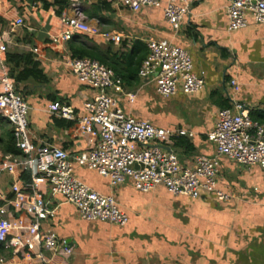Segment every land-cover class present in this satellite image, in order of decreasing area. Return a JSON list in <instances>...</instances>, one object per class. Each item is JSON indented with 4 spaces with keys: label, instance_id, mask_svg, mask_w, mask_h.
Wrapping results in <instances>:
<instances>
[{
    "label": "crops",
    "instance_id": "crops-1",
    "mask_svg": "<svg viewBox=\"0 0 264 264\" xmlns=\"http://www.w3.org/2000/svg\"><path fill=\"white\" fill-rule=\"evenodd\" d=\"M79 1L90 25L120 36L121 42L77 35L63 43L55 0H4L0 29L7 31L11 43L6 62L10 74L13 70L22 77L20 81L12 78L30 106L35 144L59 147L72 158L91 147V138L78 134L77 123L48 111L50 104L59 101L71 105L79 118L86 116L84 103L94 92L66 65L67 58H77L73 46L98 49L106 65L122 79L125 91L135 94L134 103L125 96L119 98L120 107L134 119L194 134L177 139L174 145L184 166H192L199 155H215L208 134L216 127L219 111L229 108L232 100L251 108V117L264 124V25L249 16L248 28L229 32L228 0H196L179 33L165 20L168 0H161V7H145L138 13L117 6L114 0ZM46 5L50 8L45 9ZM19 19L22 26L15 23ZM151 40H167L187 50L195 73L204 74L205 88L196 95H186L179 86L176 96L164 99L158 95L154 80L144 82L139 75L130 79L141 49L149 54ZM8 55L14 60L20 58L19 69ZM233 79L240 92L234 95L230 89L227 95ZM0 125L12 130L7 122L0 120ZM0 138H6L2 130ZM9 154L0 155V161ZM221 167L218 189L231 195L228 202L206 193L199 199L176 197L164 186L148 194L131 184L113 188L96 172L75 166V174L83 183L115 197L128 214L129 224L119 228L83 221L73 205L62 204L58 198L55 218L43 227L71 246L73 254L68 259L45 255L53 264H264V172L227 158L222 159ZM9 185L10 178L6 177L0 189L8 192ZM0 205H4L2 200ZM0 250L9 264H25L4 245Z\"/></svg>",
    "mask_w": 264,
    "mask_h": 264
},
{
    "label": "built area",
    "instance_id": "built-area-1",
    "mask_svg": "<svg viewBox=\"0 0 264 264\" xmlns=\"http://www.w3.org/2000/svg\"><path fill=\"white\" fill-rule=\"evenodd\" d=\"M116 5L134 13L145 7H161V0H114ZM196 0H168L165 20L175 33L185 28ZM229 32L248 28L249 16L256 24L264 25V0H228ZM5 8L0 0V16ZM63 32L60 40L68 43L77 35L100 37L120 43V36L102 32L87 22L79 0H71L60 16ZM17 26L23 20H16ZM11 43L7 31L0 29V120L12 126L16 149L20 155L9 154L0 161V183L9 177L8 192L0 189V246L11 250L25 264H53V258L68 259L73 249L61 242L44 223L55 218V200L73 205L86 222H100L119 228L129 224V216L121 210L112 195L101 194L77 178L75 166L96 172L118 188L131 184L148 194L164 186L173 196L199 199L213 194L220 202L231 195L218 189L223 158L243 167H258L264 172V124L251 117V108L232 100L229 108L218 113L215 129L208 140L215 147L214 156L199 155L192 166H184L174 145L177 139L194 134L185 130L156 127L150 121L136 120L119 105L125 96L134 103L135 94L127 93L123 81L115 72L90 58H67L70 73L94 95L84 103L86 116L79 118L69 104L54 102L50 114L77 123L80 136L91 138L89 150L72 158L56 146L35 144L30 130V106L16 87L10 74L6 55ZM149 54L139 71L146 82L154 80L157 93L164 99L177 95L179 86L186 95L200 93L206 85L204 74L195 73L194 63L187 50L167 40L148 42ZM38 53V50H34ZM160 70V72H158ZM238 94L236 79L229 83L227 95ZM28 175L30 180L23 181ZM25 252L22 257L21 254ZM0 264H9L0 255Z\"/></svg>",
    "mask_w": 264,
    "mask_h": 264
},
{
    "label": "trees",
    "instance_id": "trees-1",
    "mask_svg": "<svg viewBox=\"0 0 264 264\" xmlns=\"http://www.w3.org/2000/svg\"><path fill=\"white\" fill-rule=\"evenodd\" d=\"M70 2H71V0H55L54 7H55V10H56V14L61 16L62 12L66 8L69 7ZM49 8H50V6H48V5L45 6V9H49ZM72 51H73V56L74 57L94 59V60L99 61L103 65L107 66L106 63H105V60L101 57L98 49L84 48L83 46H79V47H74L73 46L72 47ZM141 55H142L141 57L139 56L138 64L136 63V71L132 75V77H130V79H133L137 75H139V70H140L144 60L147 58L148 52H145L143 49H141ZM7 57H8L9 60H12L16 64V68L19 69V67H20V58L17 57V58H15L16 60H14L11 55H8ZM35 68H36V66L33 65V69H35ZM11 75L17 81L18 80L20 81L22 79L21 76H16L14 74L13 70L11 71ZM0 130L4 131V133L6 134V138L5 139L4 138H0V151H1L0 155H3L5 153L6 154L10 153V154L16 155V156L20 155V152L16 149V146H15V139H14V135H13V130H5V126H3V125H0ZM27 177H28V180H30L28 175H27ZM27 177H26V180H27ZM0 253H1V250H0ZM11 253H12V251H11ZM24 254H25V252H23L21 254V256L23 257Z\"/></svg>",
    "mask_w": 264,
    "mask_h": 264
},
{
    "label": "water",
    "instance_id": "water-1",
    "mask_svg": "<svg viewBox=\"0 0 264 264\" xmlns=\"http://www.w3.org/2000/svg\"><path fill=\"white\" fill-rule=\"evenodd\" d=\"M31 2L33 1V0H30ZM158 72H160V70H158Z\"/></svg>",
    "mask_w": 264,
    "mask_h": 264
}]
</instances>
